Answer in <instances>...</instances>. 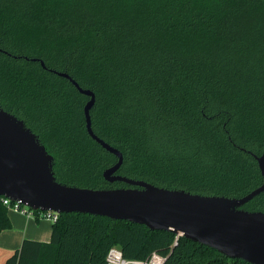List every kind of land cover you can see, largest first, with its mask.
Instances as JSON below:
<instances>
[{"label": "trees", "instance_id": "16d2710c", "mask_svg": "<svg viewBox=\"0 0 264 264\" xmlns=\"http://www.w3.org/2000/svg\"><path fill=\"white\" fill-rule=\"evenodd\" d=\"M45 66H43V64ZM206 195L263 183L264 0H0V104L55 157L61 182L129 186L104 171ZM247 210L264 211V192ZM0 196V233L11 228ZM40 211L35 210L39 216ZM173 232L88 213H60L49 242L25 239L3 264H252ZM177 240V244L175 242Z\"/></svg>", "mask_w": 264, "mask_h": 264}, {"label": "water", "instance_id": "95a60500", "mask_svg": "<svg viewBox=\"0 0 264 264\" xmlns=\"http://www.w3.org/2000/svg\"><path fill=\"white\" fill-rule=\"evenodd\" d=\"M56 73L89 96L84 107L87 130L117 156V162L104 171V178L129 186L88 188L59 181L54 155L23 119L0 104V196L32 209L88 213L143 224L151 230L173 232L177 240L186 236L229 258L264 264V211L244 208L264 192V152L256 156L263 183L240 197L193 193L123 176L118 173L122 152L93 130L95 93L81 87L69 74Z\"/></svg>", "mask_w": 264, "mask_h": 264}, {"label": "crops", "instance_id": "0c3cea01", "mask_svg": "<svg viewBox=\"0 0 264 264\" xmlns=\"http://www.w3.org/2000/svg\"><path fill=\"white\" fill-rule=\"evenodd\" d=\"M11 228L0 233V264L17 249L25 239L49 242L53 233V220L25 214L13 208L9 209Z\"/></svg>", "mask_w": 264, "mask_h": 264}, {"label": "built area", "instance_id": "2783aa9c", "mask_svg": "<svg viewBox=\"0 0 264 264\" xmlns=\"http://www.w3.org/2000/svg\"><path fill=\"white\" fill-rule=\"evenodd\" d=\"M3 202L7 204L10 208H13L15 210H18L25 214H35V210L39 209H32L28 205L23 204L20 201H12L11 199L7 197H3ZM39 216L40 217H46L53 221H56L59 217V212L51 211V210H39ZM165 258L158 253H153L150 258L147 260H135V259H129L126 258L123 254V251L118 246H113L110 248L107 257H106V264H164Z\"/></svg>", "mask_w": 264, "mask_h": 264}]
</instances>
